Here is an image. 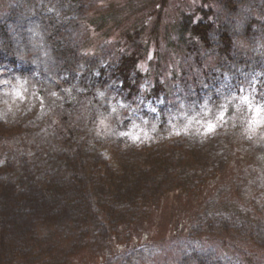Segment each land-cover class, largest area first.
<instances>
[{
	"label": "rangeland",
	"instance_id": "rangeland-1",
	"mask_svg": "<svg viewBox=\"0 0 264 264\" xmlns=\"http://www.w3.org/2000/svg\"><path fill=\"white\" fill-rule=\"evenodd\" d=\"M235 1L231 16L215 3L234 34L230 56L220 58L213 47L186 55L172 44L184 20L201 18L202 0H0V222H16L15 235L61 215L72 224L64 226L67 238L86 235L72 212L48 207L35 180L3 178L10 175L6 164L25 154L65 170L54 128L71 104L79 111L71 114L74 122L83 121L80 133H89L83 140L93 142L88 156L98 195L106 181L107 188H131L128 199L141 192L155 173L150 150L173 140L189 146L182 160V150L169 152L172 165H184L186 186L207 185L198 200L180 202L179 218L191 208L198 214L179 246L169 237L176 218L165 203L153 216L137 211L133 217L139 220L134 230L140 228L135 237L148 234L153 246L137 257L118 254V262L107 249L109 231L96 230L90 243L84 238L72 246L79 251L72 256L83 251L81 264H97L98 258L100 264H158L176 252L196 255V239H219L225 227L245 236L238 239L244 246L264 240V0ZM99 18L105 25L94 31ZM124 55L139 57L132 93L113 75ZM157 84L161 88L149 91ZM209 124L214 131H207ZM132 204L124 208L132 212ZM255 210H263L262 222L244 214ZM251 230L258 234L249 239ZM51 234H44L49 244Z\"/></svg>",
	"mask_w": 264,
	"mask_h": 264
},
{
	"label": "trees",
	"instance_id": "trees-1",
	"mask_svg": "<svg viewBox=\"0 0 264 264\" xmlns=\"http://www.w3.org/2000/svg\"><path fill=\"white\" fill-rule=\"evenodd\" d=\"M216 2L223 5L230 16L238 6V2L235 0H202L197 8L201 18H198L196 22L186 19L180 24L177 40L172 43L174 49L178 47L182 54L190 55L192 51L198 52L199 48L213 47L218 53V57L230 56L231 49L234 47V34L227 27L230 24L225 23L227 16L224 18L221 13L215 11L217 9ZM204 6L208 7L204 8ZM187 17L190 16L187 15ZM99 19H102L101 27L93 26L92 30L99 31L105 25V18ZM55 34L60 35L58 32H55ZM84 56L86 55L84 54ZM138 58L133 55H124L113 70V75L120 80L122 87L128 90L129 93L135 91L136 88L137 82L134 80L133 75L136 73L135 76H138L135 69ZM159 88L161 86L157 84L150 87L149 91L158 90ZM91 97V99H94L95 95ZM71 107V104H67L65 112H58L61 114V119L56 122L54 128L57 136L55 146L60 152V160L66 165L65 170L62 172L56 168L52 169L42 159L29 158L25 154L22 159L18 158V160L9 161L6 164V169L9 170L10 175L6 174L3 178L10 177V179L15 178L12 180H17L26 176L29 180H35L38 186L37 188L35 184V188L42 192L41 197H45L44 200L48 207L60 214L65 211L64 213L67 212V216L72 212L73 215L70 218L84 224L86 235L79 239L70 236L67 238L64 234V226H72V224L58 219L62 218L61 215H54V218L47 220L45 227L34 228L32 231L20 229L16 231L15 235L16 222H0V264H81L79 259L83 251L78 256H72L79 252L76 250L78 248L74 249L72 246L81 244L79 240L82 241L84 238H88L85 242L90 243L89 239L93 237L94 231L103 232L105 228L109 231L108 241L106 236L107 249L114 253L115 261L120 262V259L117 258L118 254H135L137 257L153 245L147 241L148 234L135 237L136 231L140 229L137 227L134 230L136 221L139 222L138 219L133 218L136 217L135 212L146 211L153 216L154 213H158L165 203H167V208L176 218L169 237L172 244L179 246L182 240L180 237L186 232L189 233V222L195 219L198 214V210L193 211L191 208L187 214H182L179 218L180 202L183 201L187 206L189 199L198 200L197 196H200L207 189L206 183L197 186L190 184V186H186L183 177H181L184 165L178 164L177 166V164H174L177 169L172 165L169 152L173 148L179 151L182 150V156L178 158V160H182L183 156L185 157V150L189 146L179 143L178 140H173V145L170 143L169 145L158 144V146H153L150 155H152L153 163H155L152 164L155 173L153 172V175L147 177L143 185L144 189L141 192L135 194L132 191L130 199L126 195L131 188L128 192H123L111 186L107 188V181L104 182L103 191L98 195L95 193L92 172L90 171L92 160H89L88 156L95 150L93 142L89 140L91 138L83 140L84 135L89 133H84V135L80 133V130L83 129V121L77 117V122H74L71 114L79 111H75ZM167 142H171V140ZM22 146H24V143L21 144ZM44 152L45 150L41 154ZM28 168L30 169L26 171ZM35 181L33 182L36 183ZM141 193L143 195L138 199L137 196L138 194L140 196ZM132 199H135V201H132ZM126 202L128 204L133 203L131 208H134V211L129 212L131 209L124 208ZM93 211L96 214H93ZM244 214H246L248 221L262 222L263 210H255L251 214L246 211ZM96 217H98V221L94 220ZM55 219L58 220L55 221ZM85 222L88 223L85 224ZM225 228L221 230L219 239L215 240L208 235L196 239V251L194 253L196 255L176 252L175 258L170 261H160L158 264H228L229 261L234 260H237L238 264H264L263 239H260L258 244L253 243L252 245L248 242L244 246L242 241L238 239L245 236ZM48 229L52 233L50 244L44 237ZM73 230L75 231V229ZM20 231H24L22 237ZM105 234H107L106 231ZM250 234L247 236L249 239L254 238V234L258 233L251 230ZM16 238H21L18 241L20 244L18 242L16 244ZM235 241L239 243H235ZM251 245L254 250L250 248ZM228 248H231L229 250L231 253L226 252ZM160 251L162 250L158 249V252ZM100 262L101 259L98 258L97 264H100Z\"/></svg>",
	"mask_w": 264,
	"mask_h": 264
},
{
	"label": "snow or ice",
	"instance_id": "snow-or-ice-1",
	"mask_svg": "<svg viewBox=\"0 0 264 264\" xmlns=\"http://www.w3.org/2000/svg\"><path fill=\"white\" fill-rule=\"evenodd\" d=\"M214 128H215V126L213 124H209L208 127H207V131L208 132L214 131Z\"/></svg>",
	"mask_w": 264,
	"mask_h": 264
}]
</instances>
